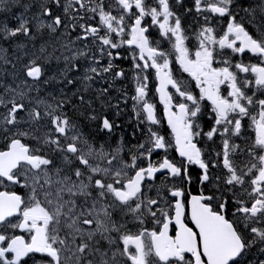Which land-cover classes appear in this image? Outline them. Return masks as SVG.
Instances as JSON below:
<instances>
[{"label": "snow or ice", "instance_id": "6c2138e0", "mask_svg": "<svg viewBox=\"0 0 264 264\" xmlns=\"http://www.w3.org/2000/svg\"><path fill=\"white\" fill-rule=\"evenodd\" d=\"M0 264H264V0H0Z\"/></svg>", "mask_w": 264, "mask_h": 264}, {"label": "flooded vegetation", "instance_id": "af4514ba", "mask_svg": "<svg viewBox=\"0 0 264 264\" xmlns=\"http://www.w3.org/2000/svg\"><path fill=\"white\" fill-rule=\"evenodd\" d=\"M173 67H174V71H175V68H176L177 66L174 65Z\"/></svg>", "mask_w": 264, "mask_h": 264}]
</instances>
